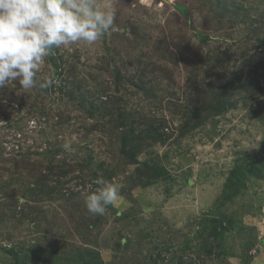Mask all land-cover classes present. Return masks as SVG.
<instances>
[{"label":"rangeland","instance_id":"rangeland-1","mask_svg":"<svg viewBox=\"0 0 264 264\" xmlns=\"http://www.w3.org/2000/svg\"><path fill=\"white\" fill-rule=\"evenodd\" d=\"M96 3L114 31L47 56L49 87L0 89V264H264V0ZM119 71L154 92L118 90ZM218 80L230 105L191 128L208 104L197 91ZM121 112L160 129L138 163L123 158ZM98 178L119 195L93 216Z\"/></svg>","mask_w":264,"mask_h":264},{"label":"clouds","instance_id":"clouds-1","mask_svg":"<svg viewBox=\"0 0 264 264\" xmlns=\"http://www.w3.org/2000/svg\"><path fill=\"white\" fill-rule=\"evenodd\" d=\"M115 14L96 0H0V89L19 82L20 89L47 88L50 78L37 73L54 50L77 42L93 44L114 31ZM62 147L71 151V144ZM99 187L84 197L91 215L115 205L118 186L98 178Z\"/></svg>","mask_w":264,"mask_h":264},{"label":"trees","instance_id":"trees-1","mask_svg":"<svg viewBox=\"0 0 264 264\" xmlns=\"http://www.w3.org/2000/svg\"><path fill=\"white\" fill-rule=\"evenodd\" d=\"M49 57H50L51 61L57 65V59L59 57H57L55 52H53L51 55H49ZM58 64L61 65V62L60 63L58 62ZM120 76H121V72L119 71L118 75L116 76L117 80L115 82L118 90L120 89V83L122 84L121 87H125L126 84L132 83L131 85H133L134 87H137L136 91L138 93L142 92L143 95L147 96V95H149V92L150 93L152 91L154 92V86H151L152 83H150L151 78H148L147 75L143 74L141 71H140L138 77H135V75H131V77H128L127 79L126 78L123 79ZM233 78H234L237 86H244V85L248 84L246 79L238 76L237 73H235V76ZM208 88L211 90L205 91V89L202 88L201 91H197V92L203 94V97H202L203 100L208 99V100H206V101H208V104H207L206 108H203L202 110H199V109L196 110L195 116L197 118H193V120L190 121L191 128L197 127L200 123L204 122L209 117L220 115V114L224 113L227 110L228 106L230 105L229 99L232 96V94L229 92L230 89L228 90V88L225 87V84H223L222 81H219V84L216 88H212L210 84H209ZM73 93H75V92L72 91V94ZM122 115H123V113L121 112V114L119 115V118L122 117ZM120 120H121V122L119 123V125L121 124L122 126L126 127V129L122 130V132L124 134L120 138L121 152L123 154V158L130 163H138L139 153L142 151L143 147H145L147 144H149V143H146L145 140L149 139V138L147 139V137L153 131L156 134V133L160 132V129H158V127L156 125H154V121H152V124H149L147 128L144 127L141 129V131H139L138 128L134 126V122L131 123L130 127L128 128L127 127L128 123L125 124L124 119L120 118L119 121ZM190 123L188 124V126H190ZM160 135H163L162 132ZM152 137H154V134L151 135V138ZM53 168H55V167H53V166H50V167L47 166L46 167L48 172H50V171L52 172ZM59 169H61V168L59 167ZM152 170H153L152 167H149V166H148V174H146V172L144 170H140V173L145 174L147 176L146 179L148 180V181L145 180L143 182V179L142 180L139 179L140 183L142 185L150 183L151 177L157 178L156 174H158L159 172L158 171L153 172ZM62 173L65 174L66 171H64ZM219 220L221 223L219 222L218 226L216 227V230H218V231H223L222 229H226V228H229L230 226H232V225H228V224H232V221H230V220L226 224L224 223V221L222 219H219Z\"/></svg>","mask_w":264,"mask_h":264}]
</instances>
